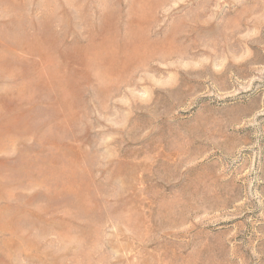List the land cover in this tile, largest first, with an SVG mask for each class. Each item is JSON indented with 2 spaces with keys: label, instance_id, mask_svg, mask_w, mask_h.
Listing matches in <instances>:
<instances>
[{
  "label": "rangeland",
  "instance_id": "rangeland-1",
  "mask_svg": "<svg viewBox=\"0 0 264 264\" xmlns=\"http://www.w3.org/2000/svg\"><path fill=\"white\" fill-rule=\"evenodd\" d=\"M0 264H264V0H0Z\"/></svg>",
  "mask_w": 264,
  "mask_h": 264
}]
</instances>
